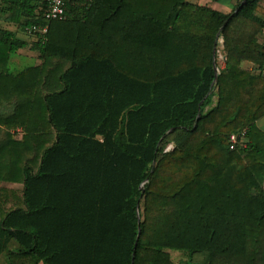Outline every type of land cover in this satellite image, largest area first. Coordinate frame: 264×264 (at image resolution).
<instances>
[{
	"label": "trees",
	"instance_id": "16d2710c",
	"mask_svg": "<svg viewBox=\"0 0 264 264\" xmlns=\"http://www.w3.org/2000/svg\"><path fill=\"white\" fill-rule=\"evenodd\" d=\"M34 1L5 11L19 32L49 26L33 45L41 66L13 74L28 44L0 28V182L23 186L0 188V258L176 264L144 236L154 196L243 218L244 250L172 248L188 264H264V77L240 68L264 73L262 0L232 15L187 0H66L54 21Z\"/></svg>",
	"mask_w": 264,
	"mask_h": 264
},
{
	"label": "rangeland",
	"instance_id": "374dc122",
	"mask_svg": "<svg viewBox=\"0 0 264 264\" xmlns=\"http://www.w3.org/2000/svg\"><path fill=\"white\" fill-rule=\"evenodd\" d=\"M27 36L36 39L35 36ZM27 65L30 64L23 67ZM7 186L0 183V188ZM143 213L145 238L165 246L176 264H188L190 259L185 253L172 248L211 247L232 251H242L245 248L242 217L183 213L178 209L176 198L154 196L147 198Z\"/></svg>",
	"mask_w": 264,
	"mask_h": 264
},
{
	"label": "crops",
	"instance_id": "0c3cea01",
	"mask_svg": "<svg viewBox=\"0 0 264 264\" xmlns=\"http://www.w3.org/2000/svg\"><path fill=\"white\" fill-rule=\"evenodd\" d=\"M187 1L189 3H192L200 7L210 8L214 11H218L225 15L236 14L235 11L239 9L238 6L239 3L241 2V0H187ZM260 4L264 8V0H262ZM33 6L36 7L35 9L36 15H39L40 11H42L46 7V2L45 0H35ZM10 7H12L11 0H0V28L12 32H16L18 38L22 41H26L28 44L27 47H25L24 49H20L17 53H15L10 60L9 63L10 71L13 74H16L27 68L39 67L42 65L43 61L41 59L40 53L37 50H35V48L33 47L34 44H42V43L38 42L37 38L36 39L31 38L28 37L25 33L19 32L18 28L10 23V14L6 13L5 11ZM262 18L264 19V16ZM258 40L260 43L264 45V29L262 33L258 36ZM225 60L222 59V61H220L218 55L215 62L216 66L219 64L220 68H224ZM25 64H30V65L23 67L25 66ZM240 68L245 72H249L255 75H261L264 77V73L262 74V71L258 69L259 67L252 62L244 61L241 63ZM256 126L264 134V116L256 122ZM22 135H23L22 130H19L17 135V139L19 141L21 140ZM0 183L8 185L6 189H14V190L23 189V186L19 184H9L3 182ZM201 248H211V247H201ZM0 264H9L7 260V256L3 255L0 258Z\"/></svg>",
	"mask_w": 264,
	"mask_h": 264
},
{
	"label": "built area",
	"instance_id": "2783aa9c",
	"mask_svg": "<svg viewBox=\"0 0 264 264\" xmlns=\"http://www.w3.org/2000/svg\"><path fill=\"white\" fill-rule=\"evenodd\" d=\"M45 18L48 21L64 20L67 18V4L66 0H45ZM49 32V26L33 25L26 29L25 34L35 36L38 42L45 43ZM220 59L225 60L222 55H219ZM247 130H243L240 133L233 134L230 136V148L235 149L241 141L246 137ZM104 142L103 139H100ZM244 141V140H243Z\"/></svg>",
	"mask_w": 264,
	"mask_h": 264
},
{
	"label": "water",
	"instance_id": "95a60500",
	"mask_svg": "<svg viewBox=\"0 0 264 264\" xmlns=\"http://www.w3.org/2000/svg\"><path fill=\"white\" fill-rule=\"evenodd\" d=\"M244 3H245V2H244ZM244 3H243V4H244ZM243 4H242V5H243ZM242 5H241V6H242ZM239 9H240V8H239ZM239 9H237V10L235 11V13H238V12H239ZM216 70H217V68H216ZM216 82H217V79H216L215 83H216ZM139 234H141V230L139 231Z\"/></svg>",
	"mask_w": 264,
	"mask_h": 264
}]
</instances>
